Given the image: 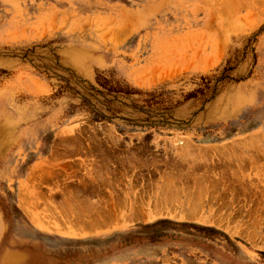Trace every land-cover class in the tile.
<instances>
[{"label":"rangeland","instance_id":"1","mask_svg":"<svg viewBox=\"0 0 264 264\" xmlns=\"http://www.w3.org/2000/svg\"><path fill=\"white\" fill-rule=\"evenodd\" d=\"M0 264H264V0H0Z\"/></svg>","mask_w":264,"mask_h":264},{"label":"trees","instance_id":"2","mask_svg":"<svg viewBox=\"0 0 264 264\" xmlns=\"http://www.w3.org/2000/svg\"><path fill=\"white\" fill-rule=\"evenodd\" d=\"M227 69L229 70L230 68H227ZM97 80L100 86L106 89L111 94L115 93L118 95L130 96L133 93H137L136 91L134 92L132 89H129L128 87L119 86L116 82L113 83L111 80L106 79L105 77L101 75H98ZM94 117L102 118V116L98 115L97 113H94Z\"/></svg>","mask_w":264,"mask_h":264},{"label":"bare ground","instance_id":"3","mask_svg":"<svg viewBox=\"0 0 264 264\" xmlns=\"http://www.w3.org/2000/svg\"><path fill=\"white\" fill-rule=\"evenodd\" d=\"M191 209V208H190ZM193 210V209H192Z\"/></svg>","mask_w":264,"mask_h":264}]
</instances>
